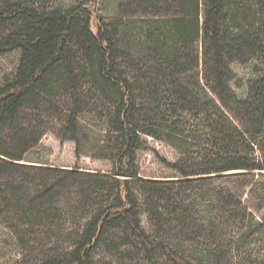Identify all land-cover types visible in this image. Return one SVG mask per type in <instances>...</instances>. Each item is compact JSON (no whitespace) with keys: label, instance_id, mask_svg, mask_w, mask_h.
I'll list each match as a JSON object with an SVG mask.
<instances>
[{"label":"trees","instance_id":"1","mask_svg":"<svg viewBox=\"0 0 264 264\" xmlns=\"http://www.w3.org/2000/svg\"><path fill=\"white\" fill-rule=\"evenodd\" d=\"M142 1H122V20L116 26L95 13V0L51 12L21 4L0 10V28L21 25L0 41V56L20 52L16 77L0 88V137L7 134L9 141L0 145V156L9 161V169L20 168L15 162L37 145L33 135L20 129L23 110L37 108L43 97L58 90L75 103L69 128L77 143L82 92L73 49L85 62L90 84L114 106L112 126L119 140L114 172L129 179L107 182L106 175H88L82 184L83 213L61 264H92L98 246L118 230L148 258L209 263L218 239L190 221L193 210L182 194L184 181L234 171L264 172V71L239 95L231 87L229 67L231 61L264 66V0H169L175 14L153 8L144 15H127L130 3ZM143 136L178 151L176 163H162L181 180L137 178ZM78 169L68 173L72 184L81 175ZM67 183L60 182L49 195ZM133 185L153 206L160 230L154 237L140 225ZM42 198H33L32 210Z\"/></svg>","mask_w":264,"mask_h":264},{"label":"rangeland","instance_id":"2","mask_svg":"<svg viewBox=\"0 0 264 264\" xmlns=\"http://www.w3.org/2000/svg\"><path fill=\"white\" fill-rule=\"evenodd\" d=\"M78 1L0 0V10L21 4L51 12L66 9ZM122 1L95 0V13L107 24L116 26L122 20L118 9ZM153 8L161 13L176 12L169 0L130 3L125 12L138 16ZM20 28L19 24L0 28V41ZM73 50L82 92L81 111L76 118L77 143L71 140L69 128L75 103L66 91L58 90L50 98L43 97L37 108L23 110L20 129L33 135L37 145L25 154L23 161L15 162L20 168L9 169V161L0 156V264H61L77 232L74 225L83 213L81 198L85 187L82 184L88 175H106L108 180H103L107 182L111 178L129 179L114 172L119 150L118 136L112 126L114 106L90 84L84 74L85 62L77 49ZM19 57L18 51L0 56V88L16 77ZM229 67L233 76L231 87L239 95L245 92L243 86L264 71V66L256 61H231ZM7 138V134L1 136L0 145L8 143ZM142 140V149L137 153V178L157 183L181 180L162 163V160L176 163L180 158L178 151L167 142L146 136ZM76 168L81 175L72 184L68 173ZM66 180L68 183L56 189L54 196L49 195L52 188ZM184 182L182 194L188 197L187 208L193 210L194 219L190 221L213 231L203 234L218 239L212 263L206 264H264V172L234 171L220 176L192 177ZM135 194L139 199L140 225L154 237L160 230L156 227L153 206L142 196V191L135 190ZM37 196L44 198L32 210L29 204ZM6 199L11 202L6 204ZM195 234L200 236V231ZM140 249L139 244L129 241L118 230L98 246L92 264H169L162 256L154 255L150 260Z\"/></svg>","mask_w":264,"mask_h":264}]
</instances>
